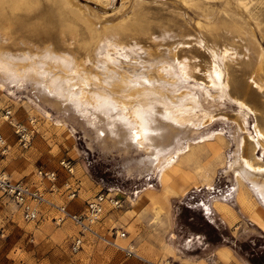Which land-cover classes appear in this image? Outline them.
<instances>
[{"label":"rangeland","instance_id":"rangeland-1","mask_svg":"<svg viewBox=\"0 0 264 264\" xmlns=\"http://www.w3.org/2000/svg\"><path fill=\"white\" fill-rule=\"evenodd\" d=\"M0 5V33L7 39L1 47L7 54L50 49L104 79L108 73L98 71L105 67L115 71L117 64L128 67L162 52L169 59L162 74L164 86L173 87L170 98L200 95L209 113L189 151L162 181L156 169L125 172L144 151L102 150L86 124L65 117L64 125H57L63 116L44 105L53 114L46 118L30 101L29 83L0 89V134L7 144V151H0V170L70 210L83 212L86 201L102 192L121 203L106 205L92 226L95 235L70 219L56 224V207L44 202L38 205L39 221H24L0 193V264H264V203L238 175L225 173L237 144L243 157L264 167V146L256 143L257 130L264 132V85L258 84L264 74L255 72L253 53L259 46L264 53V0H0ZM214 23L224 25L214 34L199 26ZM220 60L225 94L211 80ZM8 110L12 123L33 130L28 147L19 144L5 118ZM200 136L205 140L198 143ZM62 158L74 165L77 199L53 193L36 174L40 164L58 168ZM59 176L61 181L67 175L59 171ZM79 234L84 244L73 253L70 245ZM117 245H131L133 254Z\"/></svg>","mask_w":264,"mask_h":264},{"label":"bare ground","instance_id":"bare-ground-1","mask_svg":"<svg viewBox=\"0 0 264 264\" xmlns=\"http://www.w3.org/2000/svg\"><path fill=\"white\" fill-rule=\"evenodd\" d=\"M68 1L71 4L77 2V0ZM0 9H2L1 5ZM199 26L214 34L213 32L224 25L214 23ZM6 40L5 34L0 33V89L9 90L8 85L11 84L21 88L24 83H29L34 96L30 101L46 118L51 120L53 114L45 106L63 116L62 119L56 120L57 125H64L63 121L66 122L67 118L80 120V123L86 124V127L93 132L94 141L102 150L118 149L124 154L131 150L144 151L145 156L138 160L134 167L126 166L125 172L128 174L135 170L140 173L156 169L160 172L163 181L165 174L178 162L181 155L189 151L192 138L199 133L201 125L209 115L201 99L198 98L200 95L197 97L183 90L187 96L179 95L182 92L180 91L178 94L180 98L173 97L174 100L170 98L168 92L173 91V87L168 84L164 86L167 76L162 74L165 73L162 63L169 59L162 52L154 59L147 57L144 61L129 63L128 67L121 68L117 64L115 71L105 67V70L98 71V73H108L103 79V76L88 74L73 57L57 55L50 49L38 55L7 54L1 47V43ZM104 52L107 56V51ZM224 52L226 56L227 50ZM213 53L214 58H217L218 51L213 50ZM253 53L257 56L258 62L255 72L264 74L263 50L260 46L253 47ZM216 62L217 64L212 67L215 75L211 80L215 81L219 91L225 94L226 84L221 76L225 67L221 65V60ZM260 83L264 85V80L258 82L259 85ZM5 118L12 123V118L7 115ZM12 124L14 126L15 122ZM86 132L85 135L90 136ZM256 138L257 145L264 146V132L261 129L257 130ZM204 140L205 138L200 136L198 143ZM1 143L6 144L3 136ZM88 145L92 147L90 143ZM4 150L1 152L7 151V144ZM225 173L238 175L264 203V167L255 166L243 157L240 144H237V149L231 155ZM53 193L68 198L66 194ZM78 196L79 194L72 199H77ZM50 202L48 199L44 201L48 205H51ZM36 203L33 202L34 205ZM14 206L20 211L15 204ZM119 235L121 236V232ZM117 247L123 250L130 248L129 250L132 251L131 245L125 247L117 245ZM135 256L141 258L138 254ZM169 262L166 260L161 264Z\"/></svg>","mask_w":264,"mask_h":264},{"label":"built area","instance_id":"built-area-1","mask_svg":"<svg viewBox=\"0 0 264 264\" xmlns=\"http://www.w3.org/2000/svg\"><path fill=\"white\" fill-rule=\"evenodd\" d=\"M6 115L10 117V111H6ZM15 133L18 136L19 144L26 148L31 142L33 130L28 126L19 122L14 124ZM2 142V136L0 135V143ZM4 143L0 144V151H5ZM59 171L65 172L67 175L60 181ZM36 174L41 180H47L51 184V191L59 192L61 195H67L68 199H72L79 194L80 184L76 178H74V165L72 160L68 158H62L59 160V167L53 168L45 164H40L36 169ZM61 189H63L61 191ZM0 193L12 201L21 211V217L27 222H36L41 219L43 213L38 208V203L45 201L42 193L39 189L31 186L27 181L16 180L13 181L9 174L0 170ZM37 203L34 205L33 202ZM57 209V215L52 218L56 224H60L66 219H70L78 224L82 232L88 231L95 235L98 233L92 228L93 224L100 220L105 205H109L111 208H118L121 206L120 199L116 195H109L107 192H102L95 195L85 203V210L79 212L77 210H70L65 204L55 205L50 202ZM121 236L125 237L126 233L121 232ZM84 244L82 234L76 236L71 242V251L73 253L79 252ZM128 255L133 254V251L124 249ZM166 264H176L175 262H169Z\"/></svg>","mask_w":264,"mask_h":264},{"label":"trees","instance_id":"trees-1","mask_svg":"<svg viewBox=\"0 0 264 264\" xmlns=\"http://www.w3.org/2000/svg\"><path fill=\"white\" fill-rule=\"evenodd\" d=\"M253 254H254V253H253ZM253 256H254V255H253ZM256 259H257L256 257H253L251 260H252L254 263H257V262H256Z\"/></svg>","mask_w":264,"mask_h":264},{"label":"crops","instance_id":"crops-1","mask_svg":"<svg viewBox=\"0 0 264 264\" xmlns=\"http://www.w3.org/2000/svg\"><path fill=\"white\" fill-rule=\"evenodd\" d=\"M219 247H221V246H217V248H215V251H220Z\"/></svg>","mask_w":264,"mask_h":264}]
</instances>
